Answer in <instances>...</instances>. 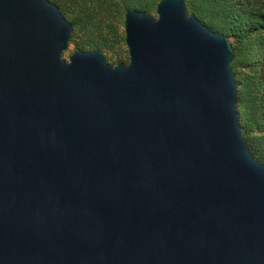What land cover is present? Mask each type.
<instances>
[{"label": "water", "instance_id": "water-1", "mask_svg": "<svg viewBox=\"0 0 264 264\" xmlns=\"http://www.w3.org/2000/svg\"><path fill=\"white\" fill-rule=\"evenodd\" d=\"M129 63L66 61L48 0H0V264H264V164L227 38L161 0Z\"/></svg>", "mask_w": 264, "mask_h": 264}, {"label": "trees", "instance_id": "trees-1", "mask_svg": "<svg viewBox=\"0 0 264 264\" xmlns=\"http://www.w3.org/2000/svg\"><path fill=\"white\" fill-rule=\"evenodd\" d=\"M73 26L69 47L99 50L107 62L129 63L125 16L130 11L156 15L161 0H48ZM189 14L224 35L234 54L242 134L253 156L264 164V0H186Z\"/></svg>", "mask_w": 264, "mask_h": 264}, {"label": "rangeland", "instance_id": "rangeland-1", "mask_svg": "<svg viewBox=\"0 0 264 264\" xmlns=\"http://www.w3.org/2000/svg\"><path fill=\"white\" fill-rule=\"evenodd\" d=\"M151 15V14H150ZM154 16V15H152ZM155 18L157 17V15L154 16ZM128 50V49H127ZM74 52L71 50V48L69 47L68 50L63 54V59L68 61L69 57L73 54ZM128 58H129V54H128ZM107 60V59H106ZM110 64V63H109ZM126 64V63H125ZM114 65V64H112ZM241 125V124H240ZM242 128V127H241Z\"/></svg>", "mask_w": 264, "mask_h": 264}]
</instances>
